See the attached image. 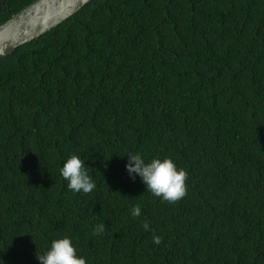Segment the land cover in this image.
I'll use <instances>...</instances> for the list:
<instances>
[{
	"label": "trees",
	"instance_id": "obj_1",
	"mask_svg": "<svg viewBox=\"0 0 264 264\" xmlns=\"http://www.w3.org/2000/svg\"><path fill=\"white\" fill-rule=\"evenodd\" d=\"M32 1L0 0V25ZM135 153L186 195L133 181ZM64 236L86 264H264V0H90L0 57V264Z\"/></svg>",
	"mask_w": 264,
	"mask_h": 264
},
{
	"label": "clouds",
	"instance_id": "obj_2",
	"mask_svg": "<svg viewBox=\"0 0 264 264\" xmlns=\"http://www.w3.org/2000/svg\"><path fill=\"white\" fill-rule=\"evenodd\" d=\"M128 162L125 169L129 177L134 181L139 176L145 189L154 196L162 198L169 203H175L182 199L187 192L186 180L188 173L183 168H178L175 162L169 158H153L150 162L140 153L127 155ZM90 168L85 165V160L78 155H71L61 168V175L67 181V187L73 192H92L96 184L90 176ZM134 217L141 215V208L136 205L131 213ZM145 231L149 230V223H143ZM105 231V224L100 223L93 228V235H101ZM162 237L153 235V243L159 245ZM40 264H86L85 258L77 255V250L68 236L55 239L50 248L43 255H36Z\"/></svg>",
	"mask_w": 264,
	"mask_h": 264
},
{
	"label": "water",
	"instance_id": "obj_3",
	"mask_svg": "<svg viewBox=\"0 0 264 264\" xmlns=\"http://www.w3.org/2000/svg\"><path fill=\"white\" fill-rule=\"evenodd\" d=\"M90 0H34L0 25V57L66 20Z\"/></svg>",
	"mask_w": 264,
	"mask_h": 264
}]
</instances>
